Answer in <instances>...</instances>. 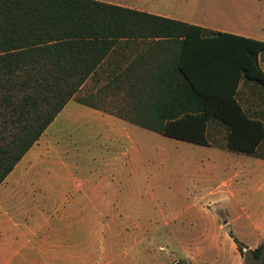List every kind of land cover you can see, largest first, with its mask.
<instances>
[{
    "label": "rangeland",
    "instance_id": "1",
    "mask_svg": "<svg viewBox=\"0 0 264 264\" xmlns=\"http://www.w3.org/2000/svg\"><path fill=\"white\" fill-rule=\"evenodd\" d=\"M260 64L264 68V55ZM101 105L110 110L128 106L122 98ZM76 106L81 105L71 101L67 109ZM56 124L48 126L47 135L40 136L27 162L13 174L31 169L38 183L34 191L9 193L18 180H7L0 189V264H194L190 256L218 239L213 233L211 241L203 240L199 233L217 228L223 235L226 227L220 224L238 213L230 232L240 241L254 239L243 212L229 205L224 193L239 164L227 161L220 149L136 125L124 134L105 129L101 122L93 130L79 123L61 132L55 131ZM112 133L121 135L119 142L106 139ZM59 159L65 165L53 163ZM50 171L55 173L52 181L63 184V194L46 193ZM72 179L82 182L80 191L93 193L81 195ZM17 235H29L26 245L35 255L17 254ZM223 253L218 248L207 251L210 260ZM242 260L264 264L249 255Z\"/></svg>",
    "mask_w": 264,
    "mask_h": 264
},
{
    "label": "trees",
    "instance_id": "2",
    "mask_svg": "<svg viewBox=\"0 0 264 264\" xmlns=\"http://www.w3.org/2000/svg\"><path fill=\"white\" fill-rule=\"evenodd\" d=\"M155 36L180 45L179 78L134 122L199 145L215 142L217 124L229 149L264 159V92L241 95L264 89V41L97 0H0V184L70 99L99 108L76 93L117 39ZM230 236L244 258L264 261L263 242L244 251Z\"/></svg>",
    "mask_w": 264,
    "mask_h": 264
},
{
    "label": "crops",
    "instance_id": "3",
    "mask_svg": "<svg viewBox=\"0 0 264 264\" xmlns=\"http://www.w3.org/2000/svg\"><path fill=\"white\" fill-rule=\"evenodd\" d=\"M114 5L132 8L138 11H143L151 15L180 20L186 23L194 24L202 28L213 30L220 33L238 35L264 41V0H97ZM257 7H262L263 11L259 12ZM256 8V10H253ZM224 37L219 35H211L210 40H221ZM197 46H208L210 43H204L200 39L195 40ZM210 42V41H209ZM180 45L173 37H128L119 38L110 48L106 56L99 62L95 70L84 81L76 96L91 95V103L96 104L95 108L76 101L75 98L70 99L61 111L56 115L53 122H57L54 129L57 132L66 131L70 127L81 123L88 126L87 130H93L94 125L99 122L109 131H119L127 133L133 126H139L150 130L148 127L141 126L134 122L132 114L138 110L141 115L147 114L150 109L157 106L156 99L163 96V83L176 81L179 78L177 71V59ZM263 68V66H262ZM264 69V68H263ZM89 84V89L86 88ZM250 86L253 84L249 82ZM264 92L262 87L257 85L253 89L246 86L243 88L241 95L243 97L255 98ZM82 94H79L81 93ZM171 95V94H170ZM97 97V99L95 98ZM122 98L127 100V107L123 110H110L104 108L101 102L107 99ZM71 101H74L81 106H76L74 111L68 110L67 107ZM258 112L260 109L255 108ZM254 109V110H255ZM264 109V108H261ZM48 125V126H49ZM48 128V127H47ZM46 132L42 135H47ZM213 141L210 145L220 149L227 161H236L239 164L238 172L233 174L235 178L231 185L226 186L224 191L227 196L229 205H236L243 212V216L248 220V224L252 226L251 232L255 234L252 241H240L237 233L232 230V234L245 245L247 249H254L264 240V183H260L257 179H264V159L256 158L242 152H237L229 149L223 135L226 133L220 125H214L211 128ZM151 131V130H150ZM88 134H92L89 131ZM86 136V135H85ZM121 135L117 133L108 134L106 139L110 142H119L117 137ZM87 137V136H86ZM39 142V140H37ZM37 142L28 150L22 159L16 164L14 169L6 176L2 185L7 181L18 180L15 186H12L9 193H16L20 189L24 192H33L37 187L35 176H31V169L26 170L20 175H13L15 168L21 162H27L29 153L37 146ZM50 142L46 138V153L47 143ZM50 147V145H48ZM49 151H53L49 149ZM56 151V149H55ZM60 147L58 146V152ZM54 164L65 165L60 159ZM33 167V165H32ZM19 173V172H17ZM55 173L52 171L46 173V193L63 194L61 183H55L52 178ZM60 179L65 177L58 176ZM35 178V179H34ZM31 179H33L31 181ZM67 179V178H66ZM73 180V179H72ZM75 181V187L79 190L82 188V182ZM33 182V183H32ZM225 183V182H224ZM2 190V189H1ZM3 191V190H2ZM81 195L93 193L92 190L80 191ZM258 199V200H256ZM257 201V205L254 202ZM94 200L90 199L92 206ZM105 208L111 207V201L105 202ZM63 204V203H62ZM261 208L262 212L255 211ZM236 217H241L238 213ZM225 218L220 224L221 227H226L223 235L217 233V228L202 230L199 236L203 240L211 241L212 234H217L218 239L212 244L199 248L198 252L194 253L190 258L194 264H243V256L238 250V247L230 236L229 226L233 225V220ZM229 230V231H228ZM14 237L19 243L17 254L24 251L35 255V251L31 250L29 245H26V240L30 237L17 235ZM13 239V236L11 237ZM19 238V241H18ZM34 238L31 237V239ZM216 237H214L215 239ZM12 241V240H11ZM212 248H218L224 252L219 256H215L214 260L209 259L207 251ZM22 251V253H21ZM222 259V260H221ZM221 261V263H219Z\"/></svg>",
    "mask_w": 264,
    "mask_h": 264
},
{
    "label": "water",
    "instance_id": "4",
    "mask_svg": "<svg viewBox=\"0 0 264 264\" xmlns=\"http://www.w3.org/2000/svg\"><path fill=\"white\" fill-rule=\"evenodd\" d=\"M243 250L245 251V250H246V248H245V247H243Z\"/></svg>",
    "mask_w": 264,
    "mask_h": 264
}]
</instances>
